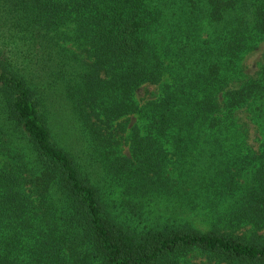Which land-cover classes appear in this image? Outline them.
Masks as SVG:
<instances>
[{
	"label": "trees",
	"instance_id": "1",
	"mask_svg": "<svg viewBox=\"0 0 264 264\" xmlns=\"http://www.w3.org/2000/svg\"><path fill=\"white\" fill-rule=\"evenodd\" d=\"M262 42L264 0H0V264H264Z\"/></svg>",
	"mask_w": 264,
	"mask_h": 264
},
{
	"label": "rangeland",
	"instance_id": "2",
	"mask_svg": "<svg viewBox=\"0 0 264 264\" xmlns=\"http://www.w3.org/2000/svg\"><path fill=\"white\" fill-rule=\"evenodd\" d=\"M264 66V42H262L259 47L249 53L242 62V69L246 76L245 79L257 78L260 69ZM240 85H234L238 88ZM233 88V87H232ZM159 85L145 84L141 86L136 92V100L140 106L147 104L148 102L154 100L159 95ZM222 100V99H220ZM235 119L239 127L242 128L244 132L243 137H241L246 144L256 151H260V144L262 142V135L258 133L254 125L249 120L247 112L242 110L236 113ZM138 115H130L120 119L113 126V130L116 132V137L120 142V147L124 155L130 156V149L128 143V136L136 125H139ZM151 211L155 214L163 215H173L178 219L190 222L196 228L207 231L211 228V219L206 215V213L192 212V211H179V213L173 214V202L170 199L164 197H153L150 200ZM183 264H218L217 262H212L206 259L204 256L196 253L190 255L185 263Z\"/></svg>",
	"mask_w": 264,
	"mask_h": 264
}]
</instances>
